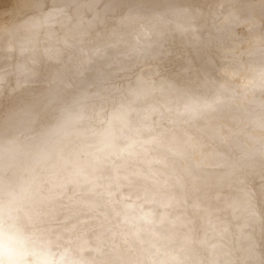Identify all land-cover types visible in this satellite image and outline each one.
I'll return each mask as SVG.
<instances>
[{
  "label": "clouds",
  "instance_id": "1",
  "mask_svg": "<svg viewBox=\"0 0 264 264\" xmlns=\"http://www.w3.org/2000/svg\"><path fill=\"white\" fill-rule=\"evenodd\" d=\"M108 3L120 35L108 47L125 75L114 78L111 64L83 67L71 82L52 75L0 120V264H236L202 254L204 217L189 214V188L202 182L225 207L261 211L264 138L242 148L227 137L216 146L169 138L167 126L192 117L180 110L185 82L164 75L160 57L176 42L202 46L209 59L224 51L234 75L264 82V0ZM117 234L142 236L143 246L117 251ZM216 234L231 236L226 227Z\"/></svg>",
  "mask_w": 264,
  "mask_h": 264
},
{
  "label": "rangeland",
  "instance_id": "2",
  "mask_svg": "<svg viewBox=\"0 0 264 264\" xmlns=\"http://www.w3.org/2000/svg\"><path fill=\"white\" fill-rule=\"evenodd\" d=\"M7 1L9 2L8 3L0 2V12L5 8V6H8L9 3L11 4L12 2H14V5L11 4V9L9 11H4L0 13V17H1L0 18L1 20L0 21V26H1L0 27V77L4 78V82L0 84V120H2L3 117L7 115L13 114L16 111L19 100L24 95H26L28 92H30L38 83H41L46 73L49 70H52L53 68H56L57 66H62L64 63H66L67 60H68L67 61V64H68L74 54L75 45L77 44L74 41L76 39H73L75 38L74 33L77 32V30H73V32L72 30H66V32L69 33L68 38L71 41L70 44L60 49L59 51L60 57L58 59L48 58L45 60L47 49L48 48L53 49V47L58 48L59 40L61 39V37L64 36V34H66L65 30L62 29L60 25L59 26L57 25L60 24L62 20H64L63 18L62 19L60 18L62 17L61 15L63 11L68 13L69 10H71L72 8L75 11V8L77 7L76 5L74 6V3H63L62 0H39V2L41 1L39 6L25 7L24 5H22L23 1H30V0H23V1L21 0V2H19L18 0H15V1L7 0ZM75 1L79 2V4L86 3L84 5V10L81 13L82 20H86L87 18L92 17V15H94L95 13V10L97 11L101 10L103 12V16L107 15L108 12H112L109 8H107L109 6L107 4L108 2L107 0H103V2L101 3H95V0H85L84 3H82L83 0H75ZM56 5L57 6L64 5L65 9L56 7ZM222 6L223 7L227 6L226 4L223 3V0H216V4L213 5V7L217 9L221 8ZM41 7H43L44 11H41ZM195 7H202L207 11L209 8V5L197 4L195 5ZM61 9H63V11H60ZM50 12L53 14L56 13L57 17H55L54 19H48L46 17L48 20L47 21L48 24L47 23L43 24L42 27L37 26L39 30L38 35L35 36L33 40H30V42H26L25 45L21 47L19 43H17L16 41L17 33H16L15 28L18 27L21 24V21L27 17H34L36 19L37 16L39 17L44 16V15L49 16L51 14ZM76 17L77 16L73 13V15L70 16L71 19L69 22L76 19ZM105 18L107 19V17H104V19ZM5 19H7V21H4ZM175 19H176L177 24L187 23L186 19L180 15H177ZM40 21H41V18L40 20H38V24L40 23ZM110 21H115L113 12L109 16V22ZM206 23L210 26L212 23L211 19L209 18L206 21ZM12 26H14L13 30L6 29ZM49 27L50 28L53 27L52 31H53L54 36L51 39L46 37V30H48ZM201 34L203 35V33ZM108 46L109 44L106 47ZM165 47L167 49H170L171 51V55H167L166 57V58L169 57V60L163 64L165 73L169 74V73H172L173 71H176L179 68V66L183 64L185 60H187L188 58H193L191 59V63L193 65H196L195 66L196 71L199 70L202 74L204 73L203 74L204 77H202L201 79L203 80L205 78L203 82L201 81L202 86L198 87V90H197L198 92L196 91L197 94H194L190 97V99H193V100L195 98L198 104H195V105L189 104L187 105L189 107L188 109H186L187 107L186 106L185 108L181 110L182 112L187 111L188 113H190L192 118L189 121L193 120V122L195 123H192L189 121L185 122L184 120H182V124L193 126V128H190L189 130L196 131L198 134L203 135L205 133H208V131H212L214 126H222V128H224L227 122H230L231 126L233 127V125L238 123V121L240 122V120L243 118L242 115L246 116L248 114H252L253 116L254 115L253 113L256 112L255 109L257 110L261 106L263 113H260V116H258L257 119L259 120L260 117L261 118L263 117V118L260 119L259 122H257L258 120H255V121L249 120L248 122L243 123V125L241 126L242 132H238L239 135L244 134L241 140H237L235 139L234 136H232V134L237 131L236 129H233L234 127L233 128L231 127L232 129L229 130V132L225 134L224 136L228 137L229 139L231 138L230 141H234V140L247 141L250 143L254 142L253 140L259 141L262 139V137L264 138V120H263L264 119V109H263L264 103H262L264 102V100H262L264 96H262L263 98H257V100L250 99L251 98L250 92L252 89L257 88L258 86V87L263 88L264 90V82L257 81L255 84H251V86L248 83V86H247L246 79L242 78L244 79L242 80L241 77H238L233 74L235 63L227 52L215 51L213 54H211V57L209 59V54L206 52V50L202 46L185 47V46H182L181 43L176 42L174 44L166 45ZM110 49L112 48L109 47V49L108 48H106V50L103 49L104 51L96 50L95 55H99L98 58H100L101 56L106 57L105 55L107 54V51ZM182 50H186L185 52H183L184 54L178 55V57H175L176 53L179 54L181 53ZM6 55H9V56L7 57ZM189 55L191 56L188 57ZM102 57L100 59H102ZM5 58L9 59L8 63L5 62L6 60ZM38 60H39V63L37 64V72H38L37 76L35 77L32 75L21 76L22 71L20 73L17 72L21 70L19 69L20 67H23L26 64L28 65L34 64ZM84 63H86V61H84ZM109 64H111L112 67L108 71L110 72V74L113 75L114 78L120 79L123 75H125L121 71L122 65L117 63L116 58L112 60L110 63L104 65L103 67H106ZM72 67L74 68L67 69L68 73L66 74L68 77L70 76L72 77V78H69L70 82L73 79L79 77V69H81V67H79L78 65L76 66L74 65ZM17 80H19L21 84L20 88H17ZM236 90H241V93H239L237 97L235 96L232 100H228L230 92L234 93V91ZM202 92L204 94V98L202 95L199 96V93H202ZM239 95L241 96L239 97ZM245 97H247V99ZM202 98L205 100V102H206V99H210L209 101L210 104H207V102L202 103L201 102L203 100ZM165 102L173 103V104L175 103V101H173L171 98H168V100ZM215 102L218 105V107L220 106L219 108L217 107ZM239 102H240V105H239ZM180 103L181 105H184L182 102ZM203 105L205 108H208L210 105L209 110L204 112V114H202L204 115V120L200 119L197 116L193 117V114L195 115L197 112H199V110L201 109L200 106H203ZM235 114L236 116H233ZM208 117L212 122H208L206 124L205 121ZM234 117H236L237 119ZM30 118H31L30 115L24 117L25 120H28ZM194 124H197V126L195 127ZM169 126L172 127L171 125ZM190 126H187L186 128H189ZM0 127H2L0 130H3L2 124H0ZM216 134H215V138L217 137ZM219 144L220 143H218V145ZM213 192L215 193V191H213L209 187H208V191H204V194H205L204 198H206L205 202L206 201L208 203L212 202ZM215 194L213 195L214 201L218 202V200L223 199V197H221L220 199L217 200L215 198L216 197ZM229 209L233 211V218L227 219V220H220L226 215L227 212L231 214ZM215 213L216 214L211 213L210 216L207 217L208 219L203 221V223L205 224V227L204 229H202L200 233L201 240L204 246L201 251L206 259H212L214 257V248L216 249V246H219L221 243V244L226 245V247L222 249L227 248V250L230 251V253H228L229 255L228 254L227 256L224 255L223 258L225 259L231 258V260L236 261V264H243V262L246 261L243 259L244 247L238 246L239 245L238 243H241L242 245L245 241L246 242L249 241V243L252 242L253 238L251 237V235L254 236L257 241H255V244H253L249 248V250L250 249L253 250L256 254H258L259 258L264 259V209H261V211L259 209L255 210V213H257L258 216L260 215L261 221L259 223H255L254 225L253 224H249V225L239 224V221H241L244 217L250 216V212H245V210L238 204H235L232 207H225L223 204L222 207H220L217 211H215ZM215 220H220V221L215 222ZM100 223L102 224L103 228L108 227V225L104 224L103 221H100ZM229 225L232 226V229L231 228L229 229L231 236L227 237L225 240H221L220 235H217L216 233L219 231L220 228L228 227ZM156 238H158V234H157V237H153L151 242L154 243ZM143 241H144V237L142 236L136 240H133L132 238H130L128 235H125V234H117L116 236L112 238V244L116 248L117 251H127L129 252V254L135 251V248L137 246H143L142 245Z\"/></svg>",
  "mask_w": 264,
  "mask_h": 264
},
{
  "label": "water",
  "instance_id": "3",
  "mask_svg": "<svg viewBox=\"0 0 264 264\" xmlns=\"http://www.w3.org/2000/svg\"><path fill=\"white\" fill-rule=\"evenodd\" d=\"M39 4L40 3L38 1L33 0L31 2L29 1L27 3H23L22 5H24L25 7H36V6H39ZM112 7L113 5L109 4L107 8L111 10ZM46 17L47 16L45 15L36 17L37 21L40 20L41 18V21L39 23L40 25L38 24V27H42L43 24L47 23L48 20ZM106 21L108 20L106 18L104 19L103 12L101 10L100 11L95 10L94 15H92V17H90V19H87L85 22L84 21L79 22V19L77 17L71 22H69V17L62 20L60 23V26L62 27V29L65 30V32L66 30H77V32L74 33L75 38H73V39H76L74 41L77 43L74 48V54L68 64H67V61H68L67 60L66 63H64L62 66H57L56 68H53L52 70H55V72H53L52 70H49L46 73L43 81L46 78L51 77L52 75H56L57 77L70 82L69 78H72V77L71 76L68 77L66 75L68 73L67 72L68 68L73 69L74 67L72 66L78 65L81 68L87 67L90 69H96V68L103 67L104 65L114 60L116 58V52H117V49L115 48L108 50L106 57H103L102 59L98 58V56L95 55L96 50H103V49L106 50V48L109 49V47H106L108 44L109 45L116 44L118 40L120 39L119 33L114 31L116 27L115 21H110V22L109 21L106 22ZM38 27L36 30L32 32H30L31 30H29L28 32L30 33L27 34L29 35V37L27 38L26 41L22 40L21 44L17 36L16 37L17 43H19V45L22 47L25 45L26 42H30V40H33L35 36L38 35V32H39ZM6 29L13 30L14 26L8 27ZM15 30H19V29L16 27ZM52 30H53L52 28H48V30H46V37L49 39H51L54 36ZM68 36H69V33L66 32V34H64V36L61 37L58 43L59 44L58 48L53 47V49L51 48L47 49L45 60L48 58L58 59L60 57L59 56L60 49H62L63 47H66V45H69L71 42ZM185 51L186 50H182L181 53L179 54L176 53L175 57H178V55H183L184 54L183 52ZM6 56L8 57L9 55H6ZM190 56L191 55H189L188 57ZM166 57H167L166 54L161 55L160 57L161 61H163V64L169 60V57L168 58ZM5 59H6L5 62L8 63L9 59L8 58H5ZM191 59L193 58H188L187 60H185V62L181 64L179 68L176 71H173L172 73L167 74L164 72V75L170 78L184 81L186 84V87L183 89V95L186 99L181 101L185 106L181 105L182 107L180 110H182L189 104H193V105L198 104L195 98L193 100V99H190V97L194 94H197L196 91L198 90L199 85H201L202 83L201 79L203 75L201 74L199 70L196 71V68H195L196 65H193L191 63ZM84 61H86V63H84ZM38 63H39V60L31 65L26 64L23 67L19 68V69L21 68L22 69L18 71V73L22 71L21 76L23 75L29 76L31 75V73L26 71V69H32V70L37 71ZM188 108L189 107L187 106L186 109ZM182 120L183 119L178 120L174 125H171L172 127L167 126L172 129V131L168 133L169 138L174 136L176 140L180 141L182 139H187L189 137H195L198 140H201V141L204 140L208 142L210 146H216V143L217 145L218 143H221V137H226L222 135V130L219 126H218L217 131H214V130L208 131V133H205L202 135V134H198L196 131L189 130L190 128H193V126L182 124ZM189 122L195 123L193 122V120ZM194 125L195 127L197 126V124H194ZM187 126H190V127L186 128ZM1 128L2 127H0V129ZM215 134L219 138L217 137L215 138ZM230 139L228 138V143L237 148H242L246 144L250 143L247 141H236V140L230 141ZM204 191H208V187L206 186V184L202 182H196L195 185L190 186L189 195H188L187 200H188V204L192 206L188 209L189 214L190 215L195 214L198 216H202L204 217V221H205L206 219H208L207 217L210 216L211 213L216 214L215 211H217L220 207H222L223 203H222V200H218V199H217L218 202L214 201L213 195L216 192L215 193L213 192V195H212L213 200L211 203H208L207 201L205 202L206 198H204V195H205Z\"/></svg>",
  "mask_w": 264,
  "mask_h": 264
},
{
  "label": "bare ground",
  "instance_id": "4",
  "mask_svg": "<svg viewBox=\"0 0 264 264\" xmlns=\"http://www.w3.org/2000/svg\"><path fill=\"white\" fill-rule=\"evenodd\" d=\"M15 1V0H14ZM19 2H21V0H18ZM23 1V0H22ZM31 1H33V0H30V2ZM35 1H38L39 2V0H35ZM63 1V3H74V6L76 5V7L77 8H75V11L73 10V8L71 9V10H69V12L67 13V12H65V11H63V13H62V17H60L61 19L63 18V19H65V18H67V17H69V21H70V16L71 15H73V13L77 16V18L79 19V22L82 20L81 19V13L83 12V10H84V5L86 4V3H84V1L85 0H83V2L82 3H84V4H79V2H76L75 0H62ZM108 1V0H107ZM0 2L1 3H8L9 1H7V0H0ZM17 2V1H16ZM27 2H29V1H23V3H27ZM41 2V1H40ZM39 2V3H40ZM77 3V4H76ZM11 4H13L14 5V2H12ZM11 4L9 3V5L8 6H5V8L0 12V13H2V12H4V11H9L10 9H11ZM107 4L109 5V3L107 2ZM56 7H59V8H63V9H65V7H64V5H56ZM55 7V8H56ZM15 10V9H14ZM26 10V9H25ZM53 11V10H52ZM74 11V12H73ZM13 12V11H12ZM51 13V12H50ZM112 12H108L107 13V15H104V17H107V20L109 21V16H110V14H111ZM13 14H15V13H13ZM9 15V14H8ZM4 16H5V14H4ZM8 17V16H7ZM7 17H5V18H7ZM55 17H57V14L55 13V14H53V13H51L49 16H47V18L48 19H54ZM1 18V17H0ZM58 19V18H57ZM87 19H90V18H87ZM86 19V20H87ZM86 20H82V22L84 21H86ZM1 21V20H0ZM4 21H7V19H5ZM17 21H18V19H17ZM108 21H106V22H108ZM2 24H3V22H2ZM48 24V23H47ZM80 24V23H79ZM60 24H58L57 26H59ZM6 26V25H5ZM37 26H38V21L34 18V17H27V18H25L24 20H22L21 21V24L17 27L19 30H16V33H17V35L16 36H18V39H19V41H20V43H21V41L23 40V41H26L27 40V38L29 37V35H27L28 33H30V32H32V31H34V30H36L37 29ZM57 26H55V27H57ZM1 27V26H0ZM4 27V26H3ZM50 28V27H49ZM51 28H53V27H51ZM57 28H59V27H57ZM29 30H31L30 32H28ZM72 32H73V30H72ZM104 51V50H103ZM105 55V54H104ZM98 57H99V55H97ZM106 56V55H105ZM102 57V56H101ZM100 57V58H101ZM103 58V57H102ZM22 69V68H21ZM16 71H17V69H16ZM20 71V70H19ZM18 72V71H17ZM229 73V72H228ZM202 74V73H201ZM204 74V73H203ZM202 74V75H203ZM208 75V74H207ZM225 75V74H224ZM203 77H204V75H203ZM207 78V77H206ZM234 78V77H233ZM236 78V77H235ZM205 79V78H204ZM203 79V80H204ZM216 79V78H215ZM242 79V78H241ZM203 80H202V82H203ZM242 80H244V79H242ZM243 82V81H242ZM247 82V81H246ZM228 84V83H227ZM200 87H201V85H199ZM247 86H248V83H247ZM250 86H251V84H250ZM253 88V87H252ZM199 92H201V91H199ZM229 92V91H228ZM239 93H241V90H236V91H234V93L233 92H230V94H229V99L228 100H232L235 96L237 97L238 96V94ZM200 95H202L203 97H204V94H203V92L202 93H199V96ZM241 95H239V97H240ZM262 96H264V90H263V88H261V87H258L257 86V88H254V89H252L251 90V92H250V99H252V100H257V98H263ZM214 97V96H213ZM227 98V97H226ZM246 99H247V97H245ZM203 99V98H202ZM211 99H213V98H211ZM249 99V100H250ZM200 100V99H199ZM225 100V99H224ZM262 100H264V98L262 99ZM210 99H206V102H207V104H210ZM223 101V100H222ZM226 101V100H225ZM234 101V100H233ZM232 101V102H233ZM247 101V100H246ZM260 101V100H259ZM202 103H206L205 102V100L203 99L202 101H201ZM217 102H219V101H217ZM231 102V103H232ZM251 103V102H250ZM257 103V102H256ZM262 103H264V102H262ZM215 104H216V102H215ZM214 104V105H215ZM222 104V103H221ZM249 104V103H248ZM255 104V103H254ZM260 104V103H259ZM259 104H258V106H259ZM217 105V104H216ZM220 105V104H219ZM227 105V104H226ZM239 105H240V102H239ZM250 105V104H249ZM248 105V106H249ZM256 105V104H255ZM201 107V109L199 110V112H197L195 115L193 114V117H199L200 119H203L204 120V115H202V114H204V112H206V111H208L209 110V107H210V105H209V107L208 108H205L204 107V105L203 106H200ZM217 107H218V105H217ZM220 107V106H219ZM218 107V108H219ZM242 107V106H241ZM264 107V106H263ZM262 107V108H263ZM216 108V107H215ZM199 109V108H198ZM217 109V108H216ZM227 109V108H226ZM246 109H248V108H246ZM251 109H252V107H251ZM264 109V108H263ZM237 110V109H236ZM240 110V109H239ZM238 110V111H239ZM217 111V110H216ZM235 111V110H234ZM255 113H253L254 115L252 116V114H248V115H246V116H243L242 115V119L240 120V122L238 121V123H236L235 125H233V127L231 126V124H230V122H227V124H225L226 126L224 127V128H222V126H219L220 128H221V130H222V135H225V134H227L228 132H229V130H231L232 128L233 129H236L237 131L235 132V133H233L232 134V136H234L235 137V139H237V140H241L242 139V137L244 136V134L243 135H239L238 134V132H242V128H241V126L243 125V123H245V122H248L249 120H253V121H255V120H258L257 119V117L258 116H260V113H263V110L261 109V106H260V108L259 109H255ZM231 112V111H230ZM233 112V111H232ZM242 112V111H241ZM199 113H201L200 114V116L198 115ZM221 113V112H220ZM249 113V112H248ZM232 114V113H231ZM237 114H238V112H237ZM233 116H236V114L235 115H233ZM234 118H236V117H234ZM263 118V117H262ZM261 117L259 118V120L260 119H262ZM237 119V118H236ZM233 120V119H232ZM259 120L257 121V122H259ZM264 120V119H263ZM234 121V120H233ZM206 124L208 123V122H212L210 119H209V117L206 119ZM232 127V128H231ZM209 128V127H208ZM211 128V127H210ZM217 129H218V126H214L213 127V130L214 131H217ZM212 130V131H213ZM254 130H256V129H254ZM231 135V134H230ZM256 135V134H255ZM257 136V135H256ZM230 210V212H231V214H229L228 212L226 213V215L222 218V219H220V220H227V219H232L233 218V211L231 210V209H229ZM232 216V217H231ZM220 220H215V222H217V221H220ZM261 220H260V215L258 216L257 215V213H254V215H251V213H250V216L249 217H244L241 221H239V224L240 225H242V224H246V225H249V224H255V223H259ZM228 225V224H227ZM245 226V225H244ZM241 227H243V226H241ZM227 229H228V231H229V229L231 228L232 229V226L231 225H229L228 227H226ZM243 229V228H242ZM241 231H243V230H241ZM249 231V230H248ZM240 234H241V232H240ZM250 235V234H249ZM251 237L253 238V240H252V242H250L249 243V241L248 242H244L242 245H241V243H238L239 245L238 246H241V247H244V250H243V259L244 260H246V261H244L243 262V264H252V256H251V251H253V250H249V248L253 245V244H255V241H257L256 240V238L254 237V236H252L251 235ZM241 238H242V236H241ZM243 240V239H242ZM249 243V244H248ZM220 246V245H219ZM219 246H216V249L214 248V256H216L218 259L220 258V260H221V262H223V261H225V260H231V258H223L224 257V255H221V256H219V252H224V253H230V251L229 250H227V248L226 249H219ZM239 248V247H238ZM227 254H226V256H227ZM229 255V254H228Z\"/></svg>",
  "mask_w": 264,
  "mask_h": 264
}]
</instances>
